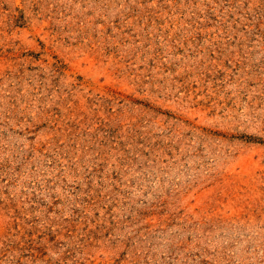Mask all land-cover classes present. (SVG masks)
Wrapping results in <instances>:
<instances>
[{
    "label": "rangeland",
    "instance_id": "1",
    "mask_svg": "<svg viewBox=\"0 0 264 264\" xmlns=\"http://www.w3.org/2000/svg\"><path fill=\"white\" fill-rule=\"evenodd\" d=\"M0 264H264V0H0Z\"/></svg>",
    "mask_w": 264,
    "mask_h": 264
}]
</instances>
